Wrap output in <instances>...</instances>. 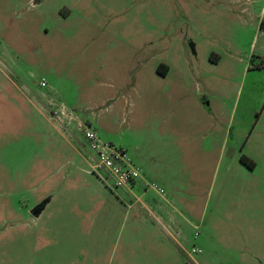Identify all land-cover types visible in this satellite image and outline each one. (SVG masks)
<instances>
[{
  "label": "rangeland",
  "instance_id": "1",
  "mask_svg": "<svg viewBox=\"0 0 264 264\" xmlns=\"http://www.w3.org/2000/svg\"><path fill=\"white\" fill-rule=\"evenodd\" d=\"M60 107L162 189L173 231ZM238 148L246 179L217 168ZM0 264H264V0H0Z\"/></svg>",
  "mask_w": 264,
  "mask_h": 264
},
{
  "label": "built area",
  "instance_id": "2",
  "mask_svg": "<svg viewBox=\"0 0 264 264\" xmlns=\"http://www.w3.org/2000/svg\"><path fill=\"white\" fill-rule=\"evenodd\" d=\"M40 86H46L44 79L41 80ZM59 116L66 117L74 122L76 130L83 135L86 147L89 149V161L92 171L101 172L106 179L111 182L114 191L131 193L133 188L139 182H142L143 188L163 193L162 190L154 183L144 180L140 168L128 157L122 149L116 148L110 144L103 143L99 138L97 131L88 121H80L73 116L71 111L60 107ZM192 250L191 254H195Z\"/></svg>",
  "mask_w": 264,
  "mask_h": 264
},
{
  "label": "crops",
  "instance_id": "3",
  "mask_svg": "<svg viewBox=\"0 0 264 264\" xmlns=\"http://www.w3.org/2000/svg\"><path fill=\"white\" fill-rule=\"evenodd\" d=\"M33 4L35 5V3H33ZM43 99H44V101L51 103L50 100H48L47 98H43ZM52 118H53V116H52ZM62 118L66 119L67 122L69 121V119H67L66 117H62ZM66 120H65V122H66ZM63 125H64V127L68 128L65 124H63ZM72 126H73V124L72 125L70 124V128H68L67 130H69V132H71V134L78 132L76 130V128L75 127L73 128ZM56 134H58L62 138L63 142L66 144V146H68L67 148H79L78 146H75L74 144H72V142H70L68 139H66L60 131L57 130ZM74 137H75V135H73V138ZM223 149H225V148L220 149V154L222 157H224V150ZM228 154H229V152L227 154L225 152V156ZM240 155H241V148H238V153L237 152L230 153L228 158L227 159L225 158V160L221 159L219 157V159L217 161V163H218L217 168L221 169L224 166H228V167L233 166L236 169V176L243 177L244 179L252 176L251 173H253L254 169L248 170L246 167H243L242 164L240 165V162H238ZM246 156L248 157L249 160H251L250 155L248 153H246ZM222 163H223V165H222ZM183 169H185V167ZM219 169H216V170H219ZM144 180H146V178H144ZM149 182H151V181H149ZM151 183H154V182H151ZM141 184H142V182H139L138 184H136V186L133 188L132 192L133 191L136 192L137 196L139 197V199L141 201L142 209L143 208H147V209L152 208L153 209V211H154V213H153V216H154L153 226L156 227L157 229H164L163 227H165V228H169L170 230L173 231V229L176 228V225H177V222L175 221V217H176V215L181 216V214L177 211V209L175 207H172V205L167 203L166 198L164 199V198L158 197L155 193L150 192L151 190H149L148 192H143V190H142L143 185L141 186ZM154 184H156V183H154ZM188 184H190V183L189 182H181V180H178V181L175 180L174 184H172L173 191H172V196L170 198L172 200V202H173V199L175 197L181 198L182 193H186V191L187 192L192 191V188L191 189L188 188V186H187ZM212 191H213V183H211L209 188L206 190V196H207L206 199L207 200H208V198L211 197ZM151 196L156 198V202L153 203V207H151L150 202H149V200L151 199ZM202 198H203V196H202ZM51 199H52V197L48 196L43 200V201L48 200V203L45 205L44 209L51 202ZM185 201L183 200L184 205L189 208V205H191V203H188L186 205ZM44 209L42 210V212L44 211ZM34 218H37V217H34ZM138 223L145 225L146 224L145 218L141 217Z\"/></svg>",
  "mask_w": 264,
  "mask_h": 264
},
{
  "label": "trees",
  "instance_id": "4",
  "mask_svg": "<svg viewBox=\"0 0 264 264\" xmlns=\"http://www.w3.org/2000/svg\"><path fill=\"white\" fill-rule=\"evenodd\" d=\"M167 68L164 65H160L157 68V73H159L162 76H165L167 73ZM240 164H242L244 167H246L248 170H253L254 169V163L250 161L247 157L245 156H240L239 158Z\"/></svg>",
  "mask_w": 264,
  "mask_h": 264
},
{
  "label": "water",
  "instance_id": "5",
  "mask_svg": "<svg viewBox=\"0 0 264 264\" xmlns=\"http://www.w3.org/2000/svg\"><path fill=\"white\" fill-rule=\"evenodd\" d=\"M48 203V200H45L41 205L37 206L32 210V215L34 217H38L39 214L42 212L44 206Z\"/></svg>",
  "mask_w": 264,
  "mask_h": 264
}]
</instances>
